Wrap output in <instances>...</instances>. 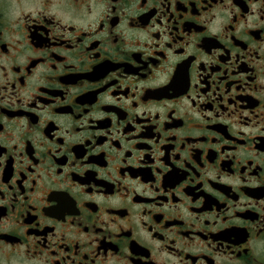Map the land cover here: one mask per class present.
<instances>
[{"label": "flooded vegetation", "instance_id": "af4514ba", "mask_svg": "<svg viewBox=\"0 0 264 264\" xmlns=\"http://www.w3.org/2000/svg\"><path fill=\"white\" fill-rule=\"evenodd\" d=\"M0 264H264V0H0Z\"/></svg>", "mask_w": 264, "mask_h": 264}]
</instances>
